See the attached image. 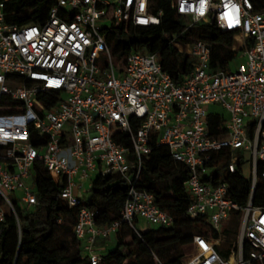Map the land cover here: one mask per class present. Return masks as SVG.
<instances>
[{
	"label": "built area",
	"instance_id": "2783aa9c",
	"mask_svg": "<svg viewBox=\"0 0 264 264\" xmlns=\"http://www.w3.org/2000/svg\"><path fill=\"white\" fill-rule=\"evenodd\" d=\"M7 1L0 0V237L13 217L20 240L17 211L38 205L29 186L35 164L62 184L60 196L71 209L83 203L75 193H90L98 177L116 175L128 186L121 222L137 235L138 220L172 226L173 218L139 189L154 146L166 148L188 170L187 216L206 219L218 233L213 238L196 231L189 244L194 255L183 262L184 252L179 264H244V245L250 260L264 262V204L253 206L257 183L264 182V12L250 0H164L184 20L183 31L215 26L234 36V50L244 57L234 72L210 71L211 45L183 44L182 31L170 45L192 63L177 83L159 51H132L117 61L103 35L111 26H159L163 9L157 0H48L43 20L23 24L6 22ZM216 105L226 120L223 131L212 135L208 116ZM221 154L228 174L249 170L244 206L229 198V184L215 175ZM235 212L237 251L224 259L216 247ZM95 218L81 208L73 226L90 264H100L99 242L119 227H98Z\"/></svg>",
	"mask_w": 264,
	"mask_h": 264
},
{
	"label": "trees",
	"instance_id": "16d2710c",
	"mask_svg": "<svg viewBox=\"0 0 264 264\" xmlns=\"http://www.w3.org/2000/svg\"><path fill=\"white\" fill-rule=\"evenodd\" d=\"M255 11L264 12V0H250ZM163 9L159 26L147 28L130 26L126 31L122 26H111L103 31L107 45L117 61L135 51L148 53L159 51L163 67L179 83L191 71V59L178 53L170 45L173 36L183 31V25L176 19L168 3L157 0ZM51 3L48 0H8L6 3V22L23 24L43 20ZM197 40L211 45L210 71H228L239 51L234 50V36L221 33L218 28L208 24H194L182 32L179 41L183 44ZM226 118L222 113L210 114L208 126L215 135L223 131ZM252 125H249L250 135ZM224 154H221L223 156ZM226 154L219 159L215 175L229 184V198L244 206L250 191L249 178L242 173L228 174L224 166ZM262 165L259 170H262ZM38 205L29 210H18L21 236L18 238L13 217L7 219L8 229L0 237V264H90L83 256L76 241L73 226L81 208L96 213L95 224L107 227L119 222L115 233V247L101 251L100 264H179L189 260L194 253L193 234L202 231L206 236L218 237L210 229L206 219H191L186 210L191 197L184 191L183 183L188 178L187 168L174 161L166 148L154 147L144 159L139 189L150 193L156 205L173 218L170 227L136 230L121 222V211L127 197L126 182L116 175L98 177L86 203L69 208L61 198L62 184H55L44 169L35 164L32 168ZM264 204V182L258 181L254 193L253 206ZM240 213L231 214L222 227V243L216 247L221 257L227 259L232 250L237 251V227ZM190 233V234H189ZM250 247L244 245L242 256L244 264H264L249 259Z\"/></svg>",
	"mask_w": 264,
	"mask_h": 264
},
{
	"label": "rangeland",
	"instance_id": "374dc122",
	"mask_svg": "<svg viewBox=\"0 0 264 264\" xmlns=\"http://www.w3.org/2000/svg\"><path fill=\"white\" fill-rule=\"evenodd\" d=\"M180 22H181V24H183L184 23V20L180 19ZM243 63H244V57L242 56V54L240 52H238L236 58L232 61V63L230 64V66L228 68V71H226V73H228V72H230V73L231 72H234L236 70V68L240 64H243ZM209 110H210V113H214V114L222 113V114H224V112L217 105L210 107ZM243 170H244V173L246 175H248V171H249L248 168L247 167H244ZM29 186H30L31 190L34 191L35 185H34V176L33 175H32V181H29ZM75 196L78 197L79 199H81L83 203H86L88 201V198L90 196V193H88V192L87 193L86 192H83V193H75ZM135 226H136V228L138 230H145V229H154V228H157L154 225H151V224H148V223H142V222L136 224ZM192 234L194 235L195 232L192 233ZM115 242H116L115 235H113L108 240V242L106 244V246H107L106 249L109 250V249L114 248L115 247Z\"/></svg>",
	"mask_w": 264,
	"mask_h": 264
},
{
	"label": "crops",
	"instance_id": "0c3cea01",
	"mask_svg": "<svg viewBox=\"0 0 264 264\" xmlns=\"http://www.w3.org/2000/svg\"><path fill=\"white\" fill-rule=\"evenodd\" d=\"M140 222H142V223H146V222H144L143 220H138L137 224L140 223ZM145 230H146V229H145ZM141 231H143V230H141ZM107 242H108V240H107V241H100V242H99V248H100V250H102V251L107 250V249H106V247H107V246H106Z\"/></svg>",
	"mask_w": 264,
	"mask_h": 264
},
{
	"label": "bare ground",
	"instance_id": "6f19581e",
	"mask_svg": "<svg viewBox=\"0 0 264 264\" xmlns=\"http://www.w3.org/2000/svg\"><path fill=\"white\" fill-rule=\"evenodd\" d=\"M193 255H194V253H193ZM191 259V258H190Z\"/></svg>",
	"mask_w": 264,
	"mask_h": 264
}]
</instances>
